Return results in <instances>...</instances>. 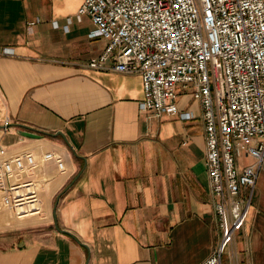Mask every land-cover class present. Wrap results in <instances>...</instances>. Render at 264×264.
<instances>
[{
    "label": "crops",
    "instance_id": "crops-1",
    "mask_svg": "<svg viewBox=\"0 0 264 264\" xmlns=\"http://www.w3.org/2000/svg\"><path fill=\"white\" fill-rule=\"evenodd\" d=\"M81 1L0 0V145L65 165L32 174L46 227L0 216V264H200L220 237L200 104L184 93L189 119L155 117L139 107L138 75L90 69L106 41L75 16ZM231 250L236 264H264L263 173Z\"/></svg>",
    "mask_w": 264,
    "mask_h": 264
},
{
    "label": "built area",
    "instance_id": "built-area-1",
    "mask_svg": "<svg viewBox=\"0 0 264 264\" xmlns=\"http://www.w3.org/2000/svg\"><path fill=\"white\" fill-rule=\"evenodd\" d=\"M81 15L93 25L89 35L106 41L87 66L138 75L142 111L189 119L177 100L190 93L199 102L220 231L200 264H236L231 245L264 174V0H82L75 13ZM46 162L65 171L54 151L0 145V211H39L32 174Z\"/></svg>",
    "mask_w": 264,
    "mask_h": 264
},
{
    "label": "rangeland",
    "instance_id": "rangeland-1",
    "mask_svg": "<svg viewBox=\"0 0 264 264\" xmlns=\"http://www.w3.org/2000/svg\"><path fill=\"white\" fill-rule=\"evenodd\" d=\"M43 207V209L41 208ZM44 210V206H41L39 204V211ZM3 212H5L4 214H0V216L3 217V219L5 220V225H3V227H7L8 226V221L10 219H13L16 223L20 220H26L28 218H32L35 220V222L31 223V224H26V225H20L18 224V230H40L43 227H46L49 223V221L51 220V214L49 213L46 218L41 214H32V215H26V216H21V217H17L18 215H16L15 213L9 211V210H3ZM4 223V222H3ZM51 223V222H50ZM14 224V223H13Z\"/></svg>",
    "mask_w": 264,
    "mask_h": 264
},
{
    "label": "water",
    "instance_id": "water-1",
    "mask_svg": "<svg viewBox=\"0 0 264 264\" xmlns=\"http://www.w3.org/2000/svg\"><path fill=\"white\" fill-rule=\"evenodd\" d=\"M41 132V131H40ZM39 131H33L31 129L23 128L18 129V133L22 136L29 137V138H41V133Z\"/></svg>",
    "mask_w": 264,
    "mask_h": 264
},
{
    "label": "bare ground",
    "instance_id": "bare-ground-1",
    "mask_svg": "<svg viewBox=\"0 0 264 264\" xmlns=\"http://www.w3.org/2000/svg\"><path fill=\"white\" fill-rule=\"evenodd\" d=\"M35 214V213H32ZM32 214H26V215H32ZM26 215H18L17 217L26 216Z\"/></svg>",
    "mask_w": 264,
    "mask_h": 264
}]
</instances>
